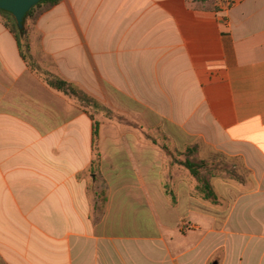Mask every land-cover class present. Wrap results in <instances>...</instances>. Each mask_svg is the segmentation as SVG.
Segmentation results:
<instances>
[{
    "label": "crops",
    "instance_id": "1",
    "mask_svg": "<svg viewBox=\"0 0 264 264\" xmlns=\"http://www.w3.org/2000/svg\"><path fill=\"white\" fill-rule=\"evenodd\" d=\"M29 23L25 59L0 17V264H264V0H62ZM190 147L240 163L216 202L173 164Z\"/></svg>",
    "mask_w": 264,
    "mask_h": 264
},
{
    "label": "trees",
    "instance_id": "2",
    "mask_svg": "<svg viewBox=\"0 0 264 264\" xmlns=\"http://www.w3.org/2000/svg\"><path fill=\"white\" fill-rule=\"evenodd\" d=\"M206 2L208 0H199ZM62 0H43L36 6H34L30 12L26 15L24 19V28L21 29L18 25L17 19L15 16L7 11L0 10V17L4 20L6 26L11 30V32L15 35L16 39L19 42V45L21 49H23V57L25 59H28L27 55L25 54V51H29V39L26 37V29L25 26L28 22L36 21L41 15H43L45 12L53 8L54 6L61 3ZM46 81L50 86L53 88L64 92L67 95H71L76 97L80 103H86L88 101H91V99L83 93L78 88L74 87L73 85L62 81L60 79L54 78L52 76H46ZM93 118V115H92ZM93 139L94 143H97V139L99 137V127L98 124L94 125V133H93ZM166 151L171 152L167 147L164 148ZM172 154V153H171ZM173 164H177L180 167L185 168L187 171L190 172V174L197 180L198 182V189L200 193L203 195V199L210 200V201H217V196L212 188L211 185V179L208 177L209 169L207 167V164L205 161L197 162L193 160H185L182 161L175 157L173 154ZM214 175H211L213 178Z\"/></svg>",
    "mask_w": 264,
    "mask_h": 264
},
{
    "label": "rangeland",
    "instance_id": "3",
    "mask_svg": "<svg viewBox=\"0 0 264 264\" xmlns=\"http://www.w3.org/2000/svg\"><path fill=\"white\" fill-rule=\"evenodd\" d=\"M28 25L31 23H27ZM94 104L92 103L89 106L90 113L94 114ZM105 137V135H103ZM197 147L199 145H196ZM194 152L193 148L190 147L188 150H184V153H178L175 157L180 158L182 161L185 160H193L197 162H202L201 153ZM179 159V160H180ZM208 169L210 170L207 174L210 179H212L211 175H214L213 178H234V175L237 177L236 171L239 170L240 163L232 162L227 159H223L222 154H213L209 161H205ZM181 169H185L181 167ZM189 172V171H188ZM235 173V174H234ZM234 174V175H233ZM131 216V215H130ZM119 224H123L124 233L127 234H138V233H147L152 231V228L149 229L147 224L150 225L151 221L149 219H118ZM137 223V224H136ZM147 223V224H146ZM152 225V223H151ZM121 226V225H120ZM121 232V230H120Z\"/></svg>",
    "mask_w": 264,
    "mask_h": 264
},
{
    "label": "water",
    "instance_id": "4",
    "mask_svg": "<svg viewBox=\"0 0 264 264\" xmlns=\"http://www.w3.org/2000/svg\"><path fill=\"white\" fill-rule=\"evenodd\" d=\"M41 1L43 0H0V10L13 14L19 27L23 29L26 15Z\"/></svg>",
    "mask_w": 264,
    "mask_h": 264
}]
</instances>
